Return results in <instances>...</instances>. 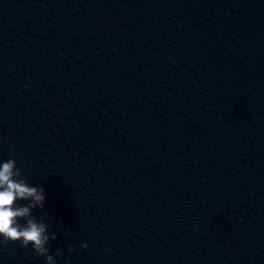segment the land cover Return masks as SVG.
Masks as SVG:
<instances>
[{
	"label": "clouds",
	"instance_id": "clouds-1",
	"mask_svg": "<svg viewBox=\"0 0 264 264\" xmlns=\"http://www.w3.org/2000/svg\"><path fill=\"white\" fill-rule=\"evenodd\" d=\"M46 196L42 187L29 185L22 177V170L14 159L0 163V245L19 243L21 247L31 246L34 255L44 257L46 264H57V258L63 255L61 250L50 253V241L56 234L49 235V226L43 220L33 216V209H43ZM27 201V204H19ZM24 221L21 223L20 221ZM87 248V243L81 244ZM73 246L67 251L72 253ZM67 264V261L64 262Z\"/></svg>",
	"mask_w": 264,
	"mask_h": 264
}]
</instances>
